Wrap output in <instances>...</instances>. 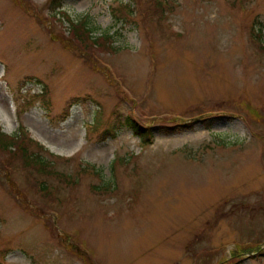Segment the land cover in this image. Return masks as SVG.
<instances>
[{
    "label": "rangeland",
    "instance_id": "1",
    "mask_svg": "<svg viewBox=\"0 0 264 264\" xmlns=\"http://www.w3.org/2000/svg\"><path fill=\"white\" fill-rule=\"evenodd\" d=\"M51 2L0 0V130L61 173L0 149V264H264V0Z\"/></svg>",
    "mask_w": 264,
    "mask_h": 264
},
{
    "label": "trees",
    "instance_id": "2",
    "mask_svg": "<svg viewBox=\"0 0 264 264\" xmlns=\"http://www.w3.org/2000/svg\"><path fill=\"white\" fill-rule=\"evenodd\" d=\"M51 4H53L52 9L57 10L56 8L60 9L63 5L62 0H52ZM161 4V3H160ZM131 4L129 2L121 4L116 11L120 14L123 12H131L130 8ZM62 13V11H58V14ZM61 15V14H60ZM66 13L63 12V16H65ZM68 23L71 24V36L73 37L74 41L79 42L80 45L84 49H88L90 46H98L101 47V45H106L108 41V36L105 35L103 41L100 40V37L93 35L92 32L93 29L89 27L86 21L84 22H78L71 20L70 18H67ZM259 35V34H258ZM258 39H260V36H257ZM261 40V39H260ZM118 125H126L130 129L133 130V132L140 138L141 142L144 144L150 143V138L152 136V130L149 127H144L132 114L125 115L124 118H118L117 119ZM118 126V127H119ZM17 135H7L5 132L0 130V149L9 151L11 154H14V156L17 158H20L21 163L25 168H31L34 169V171H37L38 173H41L42 175H47L51 173H56L57 175L61 176V173H58L57 169L54 168L53 162L45 158L44 155H42L40 152H30L28 153L26 146L21 143L20 145L17 144ZM16 148V149H15ZM58 176V177H59ZM61 178V177H59ZM41 188L43 191L49 193L51 192L46 184L43 183V186L41 185ZM249 245H246L240 250H250L251 247ZM247 247V248H246ZM82 250V249H81ZM235 251V254H242L241 251ZM83 254L88 256V254L82 250ZM231 264V263H229Z\"/></svg>",
    "mask_w": 264,
    "mask_h": 264
},
{
    "label": "bare ground",
    "instance_id": "3",
    "mask_svg": "<svg viewBox=\"0 0 264 264\" xmlns=\"http://www.w3.org/2000/svg\"><path fill=\"white\" fill-rule=\"evenodd\" d=\"M116 80V79H115ZM117 81V80H116ZM118 82V81H117Z\"/></svg>",
    "mask_w": 264,
    "mask_h": 264
}]
</instances>
